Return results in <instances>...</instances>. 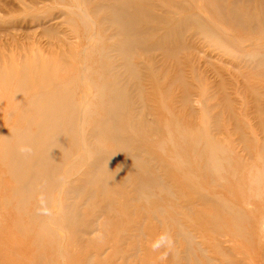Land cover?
Segmentation results:
<instances>
[{"label":"rangeland","instance_id":"obj_1","mask_svg":"<svg viewBox=\"0 0 264 264\" xmlns=\"http://www.w3.org/2000/svg\"><path fill=\"white\" fill-rule=\"evenodd\" d=\"M212 2L0 0V264H264V64L202 36Z\"/></svg>","mask_w":264,"mask_h":264},{"label":"bare ground","instance_id":"obj_2","mask_svg":"<svg viewBox=\"0 0 264 264\" xmlns=\"http://www.w3.org/2000/svg\"><path fill=\"white\" fill-rule=\"evenodd\" d=\"M133 1L135 2V0H126V3H125L126 6H127V4L129 6L134 4ZM212 1H213L211 3L212 9H213V12L215 13V15L217 16V19L216 18L213 19L212 17H209L208 14H206V13H199V14L192 16V20L197 23L196 25L201 30L200 32H201L202 36L208 40V43H210L212 46L217 47V48H219V47L223 48L227 44H229V46L232 48H238V49L244 48V47L245 48L249 47L251 52L248 54V56H246V57L244 56L246 58V60H248L250 63L256 64V65L264 64V35H263V31L261 30V34L256 38H248V37L244 38V37L234 36L232 34V32L229 31L224 26V24H222V21L220 19L226 13L223 16L224 19L228 18L235 26H242L244 28L248 27L246 25L248 17L247 16L244 17L243 12L238 7L240 0H233L232 5H230L227 9H225L222 6V4H220L221 0H212ZM197 5H199V4H197ZM126 8L127 7H125L124 5H122L119 2V3H115L114 5H103V7L98 8L96 10V12H99V10L100 11L104 10V11L108 12V15L105 18H103V20L105 21V23H109L110 26H115V29H116L115 34H117L118 37H121L120 41L118 40L117 46L113 51H115L116 53H120V54L124 55L125 58L128 59L129 53L132 50H134V47H132L131 45H133V43H135L134 42L135 37H133L134 35L131 33H132V30L134 29L133 25H134V21L136 19V16L134 15V13L127 11ZM79 10L81 12V15L83 17H85L87 19V21L90 24H92L91 27H93L94 22H93L92 18L89 17L87 12L85 10H83L82 8H80ZM207 23H210V26L215 27L217 31H214V30L210 29L209 27L206 28ZM254 27H256V25H254ZM136 32L137 31L135 30V33ZM260 53H262V54H260ZM21 80H23V78ZM121 94L118 93V90H113L111 97L114 98L118 102V100H120V98H121ZM82 105L80 106L81 110H83V107H84ZM55 155L56 154L53 151V154L50 155V158H49L51 160V162L54 159H56ZM46 157H47V155L45 156L44 160H46ZM48 157H49V155H48ZM132 158H134L135 161L138 160L135 156ZM41 162H44V161H41Z\"/></svg>","mask_w":264,"mask_h":264}]
</instances>
